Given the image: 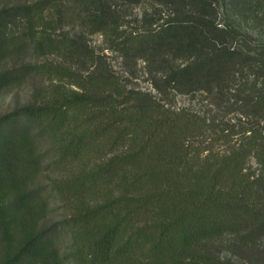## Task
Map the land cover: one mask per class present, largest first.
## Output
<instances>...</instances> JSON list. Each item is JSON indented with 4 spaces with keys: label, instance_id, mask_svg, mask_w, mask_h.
<instances>
[{
    "label": "trees",
    "instance_id": "trees-1",
    "mask_svg": "<svg viewBox=\"0 0 264 264\" xmlns=\"http://www.w3.org/2000/svg\"><path fill=\"white\" fill-rule=\"evenodd\" d=\"M229 1L264 18V0ZM219 14L220 0L0 3V57L40 59L0 64V87L31 84L0 115V264H264V40ZM105 50L130 75L142 61L154 92Z\"/></svg>",
    "mask_w": 264,
    "mask_h": 264
},
{
    "label": "rangeland",
    "instance_id": "rangeland-1",
    "mask_svg": "<svg viewBox=\"0 0 264 264\" xmlns=\"http://www.w3.org/2000/svg\"><path fill=\"white\" fill-rule=\"evenodd\" d=\"M4 0H0L2 3ZM130 11L133 13L140 15L141 7L134 6L131 7ZM260 16L264 17V12L260 14ZM218 21L222 25L224 21L231 22L234 26L239 28L242 32H249L253 35L254 38L264 40V18H261L259 22L253 23L252 21H243L240 20L234 11H232V7L230 6L229 0H220V14L218 17ZM89 42L96 48L102 45V38L99 34H93L89 36ZM105 53L108 55V60L110 61L112 68L123 78L125 82L130 87L135 89H142V90H154L151 89L149 81L146 79L147 76L142 70L141 65L142 61H139L137 72L134 74H128L124 71L122 60L121 58L115 53L106 51ZM35 60H40L31 52H23L19 55H6L0 57V64L3 66H12V65H21L30 62H34ZM0 65V66H2ZM2 66V67H3ZM31 84L29 82H24L18 85L13 86H3L0 87V115L4 113L10 112L14 107L24 104L27 101L29 92H30ZM176 106L179 107H189L191 109H195L198 111L203 110L202 101L200 96H190V95H182L177 94L175 97Z\"/></svg>",
    "mask_w": 264,
    "mask_h": 264
}]
</instances>
